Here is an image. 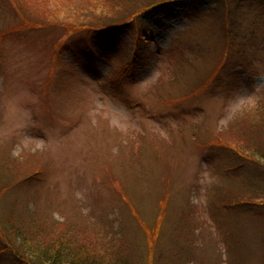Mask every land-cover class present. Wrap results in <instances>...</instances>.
Returning <instances> with one entry per match:
<instances>
[{
  "label": "rangeland",
  "instance_id": "obj_1",
  "mask_svg": "<svg viewBox=\"0 0 264 264\" xmlns=\"http://www.w3.org/2000/svg\"><path fill=\"white\" fill-rule=\"evenodd\" d=\"M139 3L0 0V264H264V0Z\"/></svg>",
  "mask_w": 264,
  "mask_h": 264
},
{
  "label": "trees",
  "instance_id": "obj_2",
  "mask_svg": "<svg viewBox=\"0 0 264 264\" xmlns=\"http://www.w3.org/2000/svg\"><path fill=\"white\" fill-rule=\"evenodd\" d=\"M133 1H137V0H132ZM140 1V5H137V10L136 11H140L142 8L147 7L149 4L154 3V2H158L161 0H139ZM143 4V5H142ZM82 7V6H80ZM134 8V7H133ZM132 8V9H133ZM136 9V8H135ZM107 10V9H106ZM106 10H98V14L95 15V17H86L85 21H78V20H71L70 23H68L67 25H64V23L62 24L61 22L58 21V25L63 26L62 28L65 31H70V30H74L77 28H83V27H88L89 25L86 24L85 22H98L101 24L98 25H104V24H109V23H115V24H122L125 23L129 17H131L132 12L127 13L128 11L125 12L126 8L122 9L121 7L116 10H110V11H106ZM82 17V16H80ZM84 18V17H82ZM66 24V23H65ZM45 24L41 23V24H37V26H44ZM57 25V26H58ZM264 88L260 90L259 92V97H262V92H263ZM262 94V95H261ZM262 102H260V106ZM262 109V108H261ZM264 117V116H263ZM262 117V118H263ZM263 123V121H262ZM264 124V123H263ZM255 133H257V130H255ZM252 137V136H251ZM242 139L244 141H240L241 145H245V141L249 140L250 137H247L246 140L242 137ZM254 144H250L248 145V143L243 146L244 150L247 151L248 153H245L247 156H243L246 159L250 158L251 160H253V158L255 160L260 161L263 165H264V134L261 137V139L257 138L255 139V136L252 137ZM260 142H262V144H259V140ZM244 143V144H243ZM236 153V152H235ZM10 167V165H9ZM244 179V178H243ZM241 202H248V201H242ZM7 227L6 229H8V227H10L12 225V223H10V221L6 222ZM13 233L15 234V231H13ZM16 235V234H15ZM6 237V243L7 245L11 248L9 249V251L12 252V255L17 257V259L19 260V264H111V261L107 260L106 258L109 259L110 254H108L109 252H105L104 255H99V256H92L88 250L85 249V251L83 252L80 249H73L74 245L72 246V248L70 247L72 244L68 241V243H66V241H61L59 242L58 245L54 246V247H49V246H43L41 244H36L33 243L32 244H25L24 241L21 238H17L14 236L13 238H15L16 243L18 244L17 246L13 245V241L10 242L8 240V235L5 234ZM12 238V237H11ZM10 243H9V242ZM30 242V241H29ZM73 243V242H72ZM11 245V246H10ZM116 256V255H115ZM118 257V258H117ZM115 259H118V264H129L126 262H123V258H120V255L116 256ZM113 262V264H117Z\"/></svg>",
  "mask_w": 264,
  "mask_h": 264
}]
</instances>
